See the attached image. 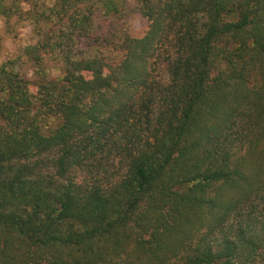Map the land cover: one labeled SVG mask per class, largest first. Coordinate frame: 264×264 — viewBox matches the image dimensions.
Returning a JSON list of instances; mask_svg holds the SVG:
<instances>
[{
	"label": "trees",
	"instance_id": "trees-1",
	"mask_svg": "<svg viewBox=\"0 0 264 264\" xmlns=\"http://www.w3.org/2000/svg\"><path fill=\"white\" fill-rule=\"evenodd\" d=\"M136 2L116 61L126 0H56L0 66V264H264V0Z\"/></svg>",
	"mask_w": 264,
	"mask_h": 264
},
{
	"label": "rangeland",
	"instance_id": "rangeland-1",
	"mask_svg": "<svg viewBox=\"0 0 264 264\" xmlns=\"http://www.w3.org/2000/svg\"><path fill=\"white\" fill-rule=\"evenodd\" d=\"M56 0H16L14 4L18 6L11 13V18L0 16V66L11 60L21 57L24 50L29 45H34L40 37L37 35L36 19L44 11H47L54 5ZM12 1L8 0L10 5ZM126 12L116 21V17L104 16L102 13L95 15L94 29L88 40L82 44L91 48H84L88 55L97 56L106 62H113L120 58L111 48L101 47L103 39H110L112 34L116 33V23L126 29L132 37H143L148 29V21L142 17L139 12V6L136 0H126ZM31 13V15H30ZM37 14V15H36ZM101 39V40H100ZM92 44L93 46H91ZM83 49V48H82ZM52 57H48L51 61ZM24 60H26L24 58ZM57 65L48 62V68L53 75H58ZM28 72L29 77L33 78V67L25 63L22 68Z\"/></svg>",
	"mask_w": 264,
	"mask_h": 264
}]
</instances>
